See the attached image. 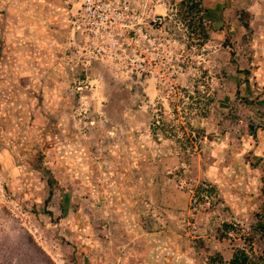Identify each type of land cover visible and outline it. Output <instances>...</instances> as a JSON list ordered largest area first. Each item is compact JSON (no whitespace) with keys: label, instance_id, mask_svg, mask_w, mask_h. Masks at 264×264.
<instances>
[{"label":"rangeland","instance_id":"obj_1","mask_svg":"<svg viewBox=\"0 0 264 264\" xmlns=\"http://www.w3.org/2000/svg\"><path fill=\"white\" fill-rule=\"evenodd\" d=\"M179 1H24L23 28L50 43L23 42L43 78L10 93L23 110L0 124L20 154L0 163V264H209L238 250L264 264V0H201L204 46L172 16ZM187 120L205 131L195 152L158 124Z\"/></svg>","mask_w":264,"mask_h":264},{"label":"crops","instance_id":"obj_2","mask_svg":"<svg viewBox=\"0 0 264 264\" xmlns=\"http://www.w3.org/2000/svg\"><path fill=\"white\" fill-rule=\"evenodd\" d=\"M24 1L25 0H0V13H4V16H2L3 18L0 14V124L3 123V128L9 127L8 123H11L6 117L8 115L5 114L6 111H8L7 113H10L9 111H20L18 108L23 110L21 107L22 102H18L17 104L16 101H13L10 93L18 89L27 91L29 94H32L33 91L37 92V84L40 83L38 81L40 78H43V75L35 71V68H30L29 65L37 64V61H33L34 58L32 60L24 56L22 49L25 45H22L23 42L25 44H36L37 40L46 45L50 43L45 41L47 39L43 38L44 36L39 33L34 25H26V27L23 28V23H33V21L29 19V16L28 19L26 17L31 14V12L28 13L31 9L25 7ZM34 6L38 7L37 3H35ZM6 12L8 14V22L5 16ZM22 34L25 35L24 39H22ZM41 90L40 94L46 95V93H43V90ZM32 102V100H29V105H27L30 112L35 111V102ZM40 102V110L45 111L43 108L47 110V100L40 97ZM11 104L18 105V108H13ZM34 123H36V121ZM29 127L30 126H27V129ZM2 134L3 132L1 130L0 163L6 168H10L15 158L17 159V156H20V154L14 151L17 145L9 143L7 141L9 137L3 136Z\"/></svg>","mask_w":264,"mask_h":264},{"label":"trees","instance_id":"obj_3","mask_svg":"<svg viewBox=\"0 0 264 264\" xmlns=\"http://www.w3.org/2000/svg\"><path fill=\"white\" fill-rule=\"evenodd\" d=\"M171 12H173L172 16L176 17V19L184 26L187 37L191 44L204 46L209 41V31L211 30V27L209 26V20L206 17L207 10L202 5L201 0H180L178 3L173 4ZM243 26L245 28H248L247 24H244ZM183 91L187 95L188 99H194L193 95L188 91ZM194 92L198 95L200 94L197 89ZM194 102L195 100L191 102L189 108H193V104H196ZM198 106L199 107L197 108H199V114L205 116L207 114V107H201V105ZM158 124H161L160 126L163 131L169 133V135L175 138V141L182 151L195 152L197 150H200L201 138L206 137L205 131L203 129L194 127L188 120L185 121V123H179L177 125H168L166 123H163L162 121ZM154 127L155 123H152L150 129L152 130L154 129ZM175 129L181 130V137H178L176 135ZM199 188L203 189V187ZM207 188H211V190H214L211 185H208ZM203 190L209 193V189ZM52 193L53 191L52 189H50V195ZM196 200L200 202V200H203V197H201V195H197ZM192 201L193 198L191 199V202ZM257 217H259V221L255 227L259 231H264V214H258ZM223 236H227V233H221L219 235V239L224 238ZM209 264H253V261L250 259L246 251L238 250L233 254L232 258L229 261H225L223 257L218 253L216 257L209 258Z\"/></svg>","mask_w":264,"mask_h":264},{"label":"built area","instance_id":"obj_4","mask_svg":"<svg viewBox=\"0 0 264 264\" xmlns=\"http://www.w3.org/2000/svg\"><path fill=\"white\" fill-rule=\"evenodd\" d=\"M88 3H90V1H88ZM91 6L88 5L87 9H90ZM4 198V189H3V185L1 183V179H0V202H2V199Z\"/></svg>","mask_w":264,"mask_h":264}]
</instances>
